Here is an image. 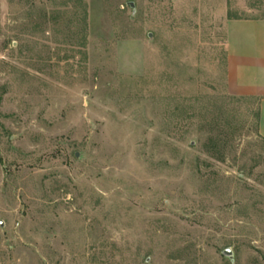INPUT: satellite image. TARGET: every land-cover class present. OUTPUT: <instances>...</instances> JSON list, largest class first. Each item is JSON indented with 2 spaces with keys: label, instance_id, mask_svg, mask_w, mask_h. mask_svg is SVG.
<instances>
[{
  "label": "rangeland",
  "instance_id": "1",
  "mask_svg": "<svg viewBox=\"0 0 264 264\" xmlns=\"http://www.w3.org/2000/svg\"><path fill=\"white\" fill-rule=\"evenodd\" d=\"M233 19L264 0H0V264H264Z\"/></svg>",
  "mask_w": 264,
  "mask_h": 264
},
{
  "label": "crops",
  "instance_id": "2",
  "mask_svg": "<svg viewBox=\"0 0 264 264\" xmlns=\"http://www.w3.org/2000/svg\"><path fill=\"white\" fill-rule=\"evenodd\" d=\"M227 81L231 93L260 99L264 137V19H233L227 25Z\"/></svg>",
  "mask_w": 264,
  "mask_h": 264
},
{
  "label": "water",
  "instance_id": "3",
  "mask_svg": "<svg viewBox=\"0 0 264 264\" xmlns=\"http://www.w3.org/2000/svg\"><path fill=\"white\" fill-rule=\"evenodd\" d=\"M130 5H131L132 7L135 6L134 2H130ZM150 36H151V35H150ZM1 225H2V222H1ZM224 254H225L226 256L230 257V258H233L232 250H231L230 248H226V249L224 250Z\"/></svg>",
  "mask_w": 264,
  "mask_h": 264
}]
</instances>
